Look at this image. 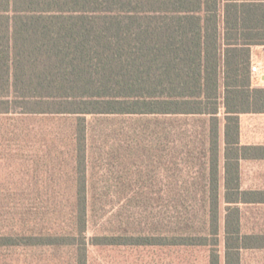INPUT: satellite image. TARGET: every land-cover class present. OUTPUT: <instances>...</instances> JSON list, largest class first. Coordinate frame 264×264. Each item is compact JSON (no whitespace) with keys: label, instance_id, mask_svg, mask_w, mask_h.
Segmentation results:
<instances>
[{"label":"trees","instance_id":"trees-1","mask_svg":"<svg viewBox=\"0 0 264 264\" xmlns=\"http://www.w3.org/2000/svg\"><path fill=\"white\" fill-rule=\"evenodd\" d=\"M248 1L0 0V143L16 136L23 185L63 168L38 184L51 194L23 196L0 249L44 251L42 264H90V249L241 264L261 247L239 207L258 196L239 190L238 116L264 113L250 75L264 3ZM96 189L133 210L89 236Z\"/></svg>","mask_w":264,"mask_h":264},{"label":"rangeland","instance_id":"rangeland-1","mask_svg":"<svg viewBox=\"0 0 264 264\" xmlns=\"http://www.w3.org/2000/svg\"><path fill=\"white\" fill-rule=\"evenodd\" d=\"M262 127V122L260 123ZM21 152L16 136H12L8 141L0 143V218L2 226L10 229L11 224L17 223L20 215V204L25 195L42 196L51 194L52 190L46 187H38L44 176H60L63 169L60 165L55 166V171L51 174H42L41 170L34 171V176L41 177L34 183L23 185L20 182L21 163L18 154ZM66 172V169H65ZM33 176V177H34ZM249 183V180H246ZM100 185V184H99ZM90 196L93 214L91 215L88 234L89 236L111 230L124 219L131 216L132 206H126V199L118 196L101 195L107 192L96 189ZM69 194V192H68ZM119 211L122 214H118ZM118 215H117V214ZM254 212L252 213V217ZM264 220V214H262ZM90 264H161L159 252L153 254L151 251L143 250H99L90 249ZM45 257L44 251H27L23 249H0V264H25V259L30 264H42ZM187 260L188 258L185 257ZM170 261V260H169ZM189 262L192 261L191 257ZM26 264H28L26 262ZM169 264V262H168Z\"/></svg>","mask_w":264,"mask_h":264},{"label":"crops","instance_id":"crops-1","mask_svg":"<svg viewBox=\"0 0 264 264\" xmlns=\"http://www.w3.org/2000/svg\"><path fill=\"white\" fill-rule=\"evenodd\" d=\"M251 3H264V0H249ZM264 64V46L251 47V63ZM253 88H264L263 82L251 78ZM219 112H223L221 108ZM238 146L245 148L239 159V190L256 194V203H242L241 229L244 234L256 236L261 247L241 252V264H264V113H243L238 116ZM262 122V127L260 123ZM221 134L222 151L224 149ZM249 180V183H246ZM223 190V188H222ZM254 216L252 217V213Z\"/></svg>","mask_w":264,"mask_h":264},{"label":"built area","instance_id":"built-area-1","mask_svg":"<svg viewBox=\"0 0 264 264\" xmlns=\"http://www.w3.org/2000/svg\"><path fill=\"white\" fill-rule=\"evenodd\" d=\"M250 75L252 79H257L263 82L264 80V64L252 63L250 64Z\"/></svg>","mask_w":264,"mask_h":264}]
</instances>
